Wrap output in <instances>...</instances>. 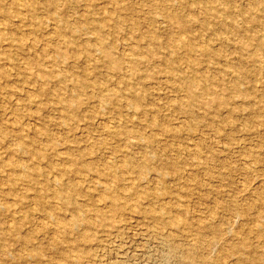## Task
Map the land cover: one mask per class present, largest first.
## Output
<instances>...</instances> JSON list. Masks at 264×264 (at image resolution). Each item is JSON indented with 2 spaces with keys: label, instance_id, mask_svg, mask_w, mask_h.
<instances>
[{
  "label": "rangeland",
  "instance_id": "374dc122",
  "mask_svg": "<svg viewBox=\"0 0 264 264\" xmlns=\"http://www.w3.org/2000/svg\"><path fill=\"white\" fill-rule=\"evenodd\" d=\"M0 264H264V0H0Z\"/></svg>",
  "mask_w": 264,
  "mask_h": 264
}]
</instances>
